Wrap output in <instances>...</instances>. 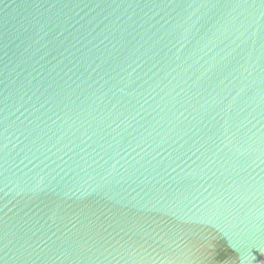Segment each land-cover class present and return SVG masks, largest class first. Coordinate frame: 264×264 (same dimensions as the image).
<instances>
[{
    "label": "water",
    "instance_id": "1",
    "mask_svg": "<svg viewBox=\"0 0 264 264\" xmlns=\"http://www.w3.org/2000/svg\"><path fill=\"white\" fill-rule=\"evenodd\" d=\"M260 3L0 0V264H264Z\"/></svg>",
    "mask_w": 264,
    "mask_h": 264
},
{
    "label": "snow or ice",
    "instance_id": "2",
    "mask_svg": "<svg viewBox=\"0 0 264 264\" xmlns=\"http://www.w3.org/2000/svg\"><path fill=\"white\" fill-rule=\"evenodd\" d=\"M244 3L246 5H248V0H244ZM213 7H216V5H213ZM249 8H255V3H252L251 5H248ZM260 7H264V0H261V3H260ZM260 155L261 156H264V148L261 149L260 151ZM261 183V188L264 189V178L261 179L260 181ZM6 239V234H3V235H0V241ZM4 247L6 248L7 245H4ZM130 248H132L131 245H129L128 248H125L124 249V252H132V251H135V249H132L131 251L129 250ZM136 252V251H135ZM138 253V252H137ZM80 252L77 248H71L70 246V250L67 252L66 256H69V257H80Z\"/></svg>",
    "mask_w": 264,
    "mask_h": 264
}]
</instances>
